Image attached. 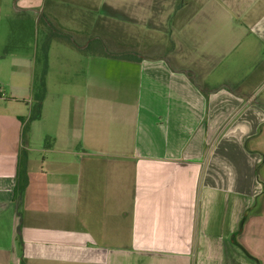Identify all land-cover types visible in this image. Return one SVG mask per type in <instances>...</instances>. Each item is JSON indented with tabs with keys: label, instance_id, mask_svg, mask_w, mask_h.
<instances>
[{
	"label": "crops",
	"instance_id": "0c3cea01",
	"mask_svg": "<svg viewBox=\"0 0 264 264\" xmlns=\"http://www.w3.org/2000/svg\"><path fill=\"white\" fill-rule=\"evenodd\" d=\"M263 70L264 0H0V264H264Z\"/></svg>",
	"mask_w": 264,
	"mask_h": 264
},
{
	"label": "trees",
	"instance_id": "16d2710c",
	"mask_svg": "<svg viewBox=\"0 0 264 264\" xmlns=\"http://www.w3.org/2000/svg\"><path fill=\"white\" fill-rule=\"evenodd\" d=\"M44 71L38 83L37 92L35 94V105L33 108V112L28 119H22V122L24 124L23 137H26V135L28 134L30 123L33 120L38 119L41 115L42 101L46 93L45 82H44ZM27 183H28L27 170H26L24 161H21V164L19 166L18 176H17L16 191L18 192L26 188Z\"/></svg>",
	"mask_w": 264,
	"mask_h": 264
},
{
	"label": "rangeland",
	"instance_id": "374dc122",
	"mask_svg": "<svg viewBox=\"0 0 264 264\" xmlns=\"http://www.w3.org/2000/svg\"><path fill=\"white\" fill-rule=\"evenodd\" d=\"M151 34V32H149ZM254 90L257 91L258 94L264 95V70L260 73L257 79L254 82Z\"/></svg>",
	"mask_w": 264,
	"mask_h": 264
}]
</instances>
